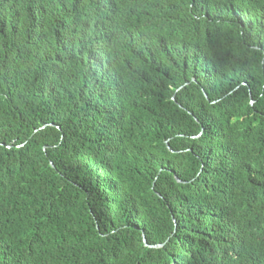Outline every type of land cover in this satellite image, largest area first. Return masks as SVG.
<instances>
[{"label": "trees", "instance_id": "obj_1", "mask_svg": "<svg viewBox=\"0 0 264 264\" xmlns=\"http://www.w3.org/2000/svg\"><path fill=\"white\" fill-rule=\"evenodd\" d=\"M0 264H264V0H0Z\"/></svg>", "mask_w": 264, "mask_h": 264}, {"label": "water", "instance_id": "obj_2", "mask_svg": "<svg viewBox=\"0 0 264 264\" xmlns=\"http://www.w3.org/2000/svg\"><path fill=\"white\" fill-rule=\"evenodd\" d=\"M143 241H144V245H145L146 247H152V246L147 245L145 239H144Z\"/></svg>", "mask_w": 264, "mask_h": 264}]
</instances>
